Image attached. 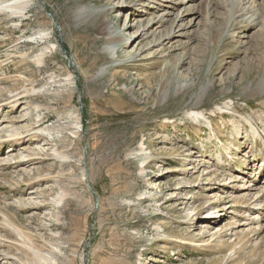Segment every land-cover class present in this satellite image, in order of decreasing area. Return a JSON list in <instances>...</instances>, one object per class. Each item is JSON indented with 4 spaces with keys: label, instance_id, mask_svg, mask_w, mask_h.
Listing matches in <instances>:
<instances>
[{
    "label": "rangeland",
    "instance_id": "374dc122",
    "mask_svg": "<svg viewBox=\"0 0 264 264\" xmlns=\"http://www.w3.org/2000/svg\"><path fill=\"white\" fill-rule=\"evenodd\" d=\"M215 1L0 13V264H264V0Z\"/></svg>",
    "mask_w": 264,
    "mask_h": 264
},
{
    "label": "bare ground",
    "instance_id": "6f19581e",
    "mask_svg": "<svg viewBox=\"0 0 264 264\" xmlns=\"http://www.w3.org/2000/svg\"><path fill=\"white\" fill-rule=\"evenodd\" d=\"M136 1V0H135ZM145 1V0H144ZM216 1H218V0H216ZM215 1V2H216ZM220 1H222V0H220ZM242 1L243 0H233V3H231V5H233V8H231L229 11H235V13H238V12H240V11H246V8H244L243 7V5H242ZM224 2V1H223ZM158 3V2H157ZM219 3V2H218ZM30 4H31V0H0V13L1 12H5V13H8L9 15H12V16H22V15H24V14H26V11H27V9L29 8V6H30ZM223 4V3H222ZM209 5H210V3L207 1V8L209 7ZM215 6V5H214ZM225 7V6H224ZM210 8V7H209ZM226 8V7H225ZM227 8H229V7H227ZM206 9V8H205ZM250 9H251V7H250ZM258 9V8H257ZM82 11H83V9H82ZM148 11H151V9H149ZM209 11V10H208ZM248 12V11H247ZM229 13V12H228ZM227 13V14H228ZM241 13V12H240ZM245 14V13H244ZM231 15V14H230ZM235 15V14H234ZM253 15H255V14H253ZM253 15H251V16H253ZM242 16H243V14H242ZM231 17V16H230ZM229 17V18H230ZM255 17V16H254ZM225 18H226V16H225ZM162 20H163V18H161ZM151 24H155V23H151ZM147 26H148V24H147ZM153 25H151V26H148L144 31L146 32L147 30H149L151 27H152ZM105 35H106V38L109 40H112V39H118V33H117V30L115 29V27H113V26H111V25H105ZM174 33V31H172V29H169L167 32H166V39L167 38H170V36ZM143 33H141L140 35H142ZM154 35L156 34V31L153 33ZM41 35H43V37H46L47 36V34L46 33H44V34H41ZM128 40H129V37L127 38ZM126 39V40H127ZM112 42V41H111ZM117 42V41H116ZM113 43V42H112ZM113 45V44H112ZM130 45H132V43L130 44ZM124 46H128V44H125ZM106 50L112 55L111 57L112 58H115V53H116V48H115V46H107L106 47ZM259 52V51H258ZM42 57V56H41ZM42 58H44V56L42 57ZM42 58H39V61H38V63L39 64H41L42 62H43V60H41ZM250 62V61H249ZM247 68H248V72L249 71H252L253 70V65L252 64H250V63H248V66H247ZM100 72H98L97 74H99ZM102 74V73H101ZM100 76V75H99ZM263 83H264V81L261 79V80H259L258 82H257V87H255V88H257V91H263V89H264V87H263ZM206 88H207V86H205V87H202V92H200V94H198V100H197V102H196V104H195V106H193L192 107V111H189V113H188V115L190 116V117H193V119H200L202 116H205L206 114L202 111V110H197L198 108V102L203 98V96H204V93H205V91H206ZM250 89V88H249ZM168 95V93L167 92H165L164 93V95H163V98L162 99H164V98H166V96ZM223 107L222 106H220V107H218L217 109L219 110L218 112H221L222 113V109ZM263 123V122H262ZM80 126V125H79ZM77 127V126H76ZM23 130V129H22ZM24 131V130H23ZM22 132L20 131H17V130H14L13 132H12V134L13 135H17V137H18V135L19 134H21ZM9 135V134H8ZM9 137H10V135H9ZM11 138V137H10ZM13 138V137H12ZM14 139V138H13ZM144 148V147H143ZM56 152V151H55ZM208 184H212V183H208ZM253 190V189H252ZM177 196V195H176ZM180 198V200L183 198V199H185V197H179ZM261 199H264V195L262 196V198ZM261 199H259V198H256L254 201H260ZM254 201L253 202H248L247 203V205H249V207H250V205H252L253 206V203H254ZM181 203H184V202H182L181 201ZM254 207V206H253ZM261 209H263L264 210V205L262 206V207H260ZM199 211H201V209L199 208ZM199 211L196 213V215L198 216V214H199ZM203 215V214H202ZM221 215H222V213L221 212H217V214L216 215H211V216H208V215H205V217H203L204 219H207V220H211L212 218H220L221 217ZM195 216V215H194Z\"/></svg>",
    "mask_w": 264,
    "mask_h": 264
}]
</instances>
